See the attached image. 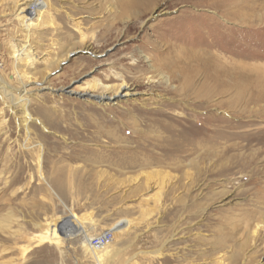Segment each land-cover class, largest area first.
Listing matches in <instances>:
<instances>
[{"label":"rangeland","instance_id":"1","mask_svg":"<svg viewBox=\"0 0 264 264\" xmlns=\"http://www.w3.org/2000/svg\"><path fill=\"white\" fill-rule=\"evenodd\" d=\"M22 1L0 0V77L18 87L16 69L27 74L33 147L21 146L26 130L19 127L20 111L1 96L0 264H98L82 234L67 237L70 231L56 226L58 236L49 235L53 220L61 226L70 213L89 236L120 218L130 220L112 235L107 255L98 251L101 264H264V0H46L49 14L32 27L31 64L13 57L24 45L17 16L27 5ZM171 47L198 55L187 60L196 85L205 81L203 57L224 62L230 87L206 109L246 123L212 142L215 154L205 162L194 156L197 172L176 168L171 158L157 162L152 153L159 151L134 132L155 134L145 125L147 110L180 115V108L165 106L168 101L186 113L206 110L193 106L199 98L188 91H172L176 79L157 87L134 80L138 69L130 64L153 74L147 66H159L155 53L173 61ZM116 59L122 61L113 66ZM117 74L142 86L108 102L75 93L93 77L118 83L108 79ZM226 145L232 147L225 151ZM39 146L43 178L35 161Z\"/></svg>","mask_w":264,"mask_h":264},{"label":"bare ground","instance_id":"2","mask_svg":"<svg viewBox=\"0 0 264 264\" xmlns=\"http://www.w3.org/2000/svg\"><path fill=\"white\" fill-rule=\"evenodd\" d=\"M36 1L37 0H24L22 2H19V5L20 4H27V5L20 7L19 12L17 14L18 19L21 23V27H22L23 32H24V39H23L24 45L18 49H14L13 57L16 58V57L20 56L26 60L27 64H31L29 62L31 60V55L34 53L33 52L34 49H33L32 43L30 41L31 36L33 34L32 27H33V25L34 26L36 25L39 27L40 24H43L42 20L45 18V16H47L49 14V10L51 9L48 1H46V0L45 1L42 0L41 2H36ZM32 2L34 3V5H32L33 4ZM30 5H32V8L30 7ZM49 28L54 29L53 26L49 27ZM57 30L58 29L55 28V31H57ZM70 51H71V49H66L65 54H68ZM169 51L176 52V57H175V59H173V61H171V60L169 61L168 58H167L168 61L165 59L158 58L160 53L156 51L157 53H155L156 54L155 59L159 61V66H155L158 62L157 63L154 62L153 65L148 64V66H147L148 68L154 69L153 74H150L149 72L144 71L142 66L141 67L138 66L137 62L130 64L128 67L130 70L138 69L137 70L138 74L135 75L134 80H136V82L140 83V81H142L143 79H146L147 80L146 82L148 85L155 87L156 85L158 86V84L160 85V83H162V82L169 84V86H170L172 84V81H174L176 79L177 81H179L180 84H179V86L172 84L171 85L172 91L181 92L183 95L186 94L184 92L185 90L188 91L191 95H193L192 97H194V98L196 97L197 99L199 98L198 102H196L195 105H193V104L192 105L195 107H198V108H203V109L208 108L210 103H213L212 99L214 96H216L217 94L224 93L227 90V88L230 87V83L224 79L228 74V68L225 67L224 62H222L220 59H216V58L215 59H213V58L209 59V57H203L204 58L203 59V66H201V64H200V66L202 67V68L200 67V69L201 70L204 69L206 71V74H204L205 75V77H204L205 81L202 80L200 83L198 82L199 84H197V85H199V87L202 88V89H200L199 87H197L195 79H194L195 76H197L196 70L191 69L188 66L189 62H187V60L190 61L191 59H194L198 55L194 54L192 51L186 52L184 50H177L174 47H171L169 49ZM148 58L149 57L142 56V59H146L149 61ZM57 59H56V61H57ZM121 61H122V59H116L115 63H113L112 65L114 66L115 64H118ZM177 68H179V71L177 73H174ZM165 69H168L169 72H167L168 70L166 71ZM16 73H17V80L19 83L18 87H13L12 85L7 83L5 80H3L0 77V97L2 96V98H4V101L6 99V104L8 106H10L12 109H13V107L19 109V111H20V115L18 117L19 127L21 126L26 130V137L24 139L25 142L23 144H21V146L24 149H27L28 151L31 152L33 145H32V143L29 142V137H28L29 127H28L27 123L29 120L32 119V117H31L30 113L28 112V104H29L28 95H29L30 91L27 88V82H26V80H27L26 75L27 74L19 71L18 69H16ZM112 78H116L120 82H118V83L104 82L99 77H93L92 80L85 81L83 83V85L80 86L81 88L79 90H77L75 93H77L81 96H84L85 98H89V99H92L95 101L108 102V101H116L121 96H130V95L137 92L136 86H139V87L142 86L139 84H137L136 86L129 84L122 74H117L114 77L113 76L108 77L109 80H111ZM236 78H238V81H240L242 78L244 79L243 73L242 72L237 73ZM238 83H236V85ZM231 87H232V84H231ZM236 88L239 91V89H240L239 85H237ZM70 91L73 92V90H70ZM13 92H18V94L15 96ZM185 96H184V98H185ZM189 105H190V103H189ZM165 106L169 107L170 109L171 108H178V109L180 108V110H181V112H179L180 115L169 114L168 112H170V111L167 110L168 112H166L163 107L162 108H153L151 110H147V113L149 114V119H148L149 121H148V124H147V122H145V125L149 126L150 128L154 127L155 130H153V131L155 132V134L152 137L151 136L147 137V134L143 131H134V132L138 136H140L144 139L148 138V140H146V141H148L153 148H156L159 151V154H157V153L153 154L152 153V156L155 159H157V162H163L164 159L171 158V159H173V161L170 162V164L175 166L176 168L177 167L181 168V167L187 166L189 168L196 169V172L199 171L200 168H199L198 163H197L198 160H195L194 156L196 158L201 156L203 161L204 160L206 161L211 155L215 154L214 150H213L212 142L214 144V142H216L221 137L227 136L230 133L228 131V129L242 128L246 124L243 122V120L242 121L239 120L238 122L233 123L232 121L228 120L227 118H223V117L217 118L216 115H215L216 116V118H215V116L211 115L207 109L205 111L202 110L203 112H200V113L195 112V114H194V113L184 112L183 109L181 107H179L177 105V103H175V102L168 101V102H166ZM137 110H139V109H137ZM144 111H145V109H144ZM174 111H173V113H174ZM244 111H245V109H241V107H239L235 112L238 113V115H241ZM164 115H165V117L169 116L171 118L170 121H172V122L171 123L170 122H167V123L166 122H160L158 117L164 116ZM151 117H153V118H151ZM199 117L202 119L197 120L196 118H199ZM137 119H136V121H137ZM138 122H139V120H138ZM138 128H139V125H138ZM234 133H236V132H234ZM249 134H250V132H249ZM236 135H243V133H236ZM129 136H132V135H129ZM228 136H230V134ZM258 137H260V136H258ZM247 139H249V138H247ZM260 142H261V140H260ZM231 147H228L226 145L223 147V149H225V151H228ZM190 156H193V157H191L188 162L181 160V159H186ZM41 158H42V153H41V147L39 146V148L36 152V160L35 161H36L37 167L39 168V175L41 178H43V175L40 172ZM225 158H227V157H225ZM137 161H138V159H137ZM244 162H242V163H244ZM234 163H236V162H234ZM249 163L250 162L248 160V161H246V163L243 166L246 167ZM209 165H210L209 163L206 164V166L204 168H207ZM228 170L229 169H227L226 171H228ZM236 171H238V169H236ZM232 173H233V171H232ZM69 216L70 217L68 219H66V221L61 222V226H60V220L59 219L53 220V222L51 223V227L48 231L49 235L51 236V238H56L58 236V234L56 232V226H58V228H61V229L64 228L66 230H69L70 234H66L67 237L77 236V235L82 234L86 240V243L88 245V249L91 252L92 256L94 257V259L96 260V262L98 264H101L100 263L101 261L99 260V257H98V251L100 249H105V255H107L111 251L109 248H107L108 244L105 245L103 248H100V249L91 248L89 243H88V240L91 236H89L87 233V230L84 229V226H83L81 220H79L78 217L73 213H70ZM130 224H131L130 220L128 218L124 217V218H120V219L116 220L115 222H113L108 229L112 231L113 236H117V234L119 232H121V230L128 228L130 226ZM257 227H258V224H256L252 233H255L257 231ZM156 252L160 256L161 260H163V261L166 260L165 257H162L163 255H162L161 249H157Z\"/></svg>","mask_w":264,"mask_h":264},{"label":"built area","instance_id":"3","mask_svg":"<svg viewBox=\"0 0 264 264\" xmlns=\"http://www.w3.org/2000/svg\"><path fill=\"white\" fill-rule=\"evenodd\" d=\"M41 1L42 0H37L36 2H41ZM32 5H34V3ZM32 5H30L31 8ZM111 239H112V231L103 230L100 233L91 236L88 240V243L91 248L100 249L103 248L105 245H107Z\"/></svg>","mask_w":264,"mask_h":264}]
</instances>
